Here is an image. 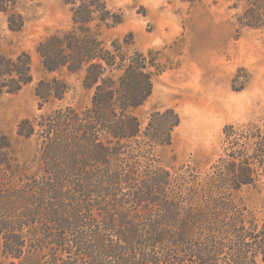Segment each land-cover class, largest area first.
<instances>
[{
  "label": "trees",
  "instance_id": "16d2710c",
  "mask_svg": "<svg viewBox=\"0 0 264 264\" xmlns=\"http://www.w3.org/2000/svg\"><path fill=\"white\" fill-rule=\"evenodd\" d=\"M61 1L73 25L41 39L36 52L48 72L81 74L91 97L80 109L58 104L44 112L69 86L57 76L37 82L41 112L21 119L16 133L35 137L38 173L19 170L0 132V264H18L27 246L41 253L40 264H264V216L242 195L264 181V120L226 124L221 152L206 168L164 166L158 149L170 144L178 113L154 110L143 127L135 114L152 75L165 69L158 51L138 49L131 33L105 44L99 27L123 19L107 0ZM15 3L0 0V10L19 31L24 17ZM253 5L238 22L264 26V0ZM31 80L29 53L0 50V94Z\"/></svg>",
  "mask_w": 264,
  "mask_h": 264
},
{
  "label": "rangeland",
  "instance_id": "374dc122",
  "mask_svg": "<svg viewBox=\"0 0 264 264\" xmlns=\"http://www.w3.org/2000/svg\"><path fill=\"white\" fill-rule=\"evenodd\" d=\"M255 1L199 0L189 6L181 0H107L111 8L121 10L123 19L115 27L100 26V39L109 44L131 33L135 47L157 50L165 66L152 75L151 94L135 110L142 127L154 110L171 107L178 113L180 122L170 144L158 149L164 166L190 163L206 168L221 152L226 124L242 126L264 120V26L238 22ZM14 10L24 17V26L10 30L7 13L0 10V50L11 57L29 53L32 80L16 93L0 94V132L9 139V154L19 170L35 174L39 171L35 137H20L16 128L21 119L41 112L34 93L37 82L57 76L69 86L64 99L45 104L44 112L58 104L80 109L89 103L91 90L82 86L79 73L64 67L45 70L36 52L41 39L72 27L69 7L61 0H16ZM242 195L255 215L264 216V181L243 189ZM36 235L32 231L33 240ZM40 261L41 253L29 246L16 260L18 264Z\"/></svg>",
  "mask_w": 264,
  "mask_h": 264
},
{
  "label": "bare ground",
  "instance_id": "6f19581e",
  "mask_svg": "<svg viewBox=\"0 0 264 264\" xmlns=\"http://www.w3.org/2000/svg\"><path fill=\"white\" fill-rule=\"evenodd\" d=\"M261 84H262V83H261ZM263 84H264V83H263ZM256 87H257V86H256ZM256 87H255V88H256ZM257 89H258V88H256V90H257ZM258 90H260V89H258ZM252 93H253V92H252ZM262 93H263V92H262ZM263 94H264V93H263ZM229 102H230V101H229ZM247 102H248V101H247ZM235 103H236V102H235Z\"/></svg>",
  "mask_w": 264,
  "mask_h": 264
}]
</instances>
